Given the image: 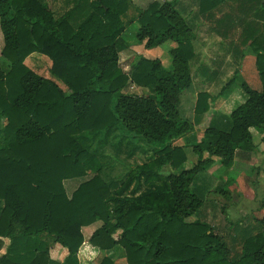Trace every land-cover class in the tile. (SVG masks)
Segmentation results:
<instances>
[{"label": "trees", "instance_id": "16d2710c", "mask_svg": "<svg viewBox=\"0 0 264 264\" xmlns=\"http://www.w3.org/2000/svg\"><path fill=\"white\" fill-rule=\"evenodd\" d=\"M64 3L61 12L48 0H0V250L9 240L0 264H78L82 228L95 222L100 225L88 242L100 253L120 246L127 264H264V216L239 225L238 251L209 222L188 220L204 204L203 191L194 187L199 173L216 157L228 167L236 150L256 151L252 129L264 132V43L252 21L238 43L255 52L261 88L243 81L244 101L228 114L213 113L197 141L175 143L194 122L179 111L181 93L193 81V21L200 18L221 33L243 24L242 14L264 25V0H150L145 7H134L133 0ZM133 21L146 49L174 43L169 67L159 57L139 56L129 72L122 69L119 52L129 46L122 33ZM226 47L235 58L242 56L237 47ZM35 52L51 60L50 73L67 91L25 64ZM129 83L148 92L126 93ZM214 98L197 93L194 123ZM110 136L117 144L125 139L128 154L137 147L129 139L142 141L151 154L122 179L107 181L97 147ZM190 152L195 159L184 167ZM70 178L83 180L69 195L64 180ZM56 243L67 249L63 263L50 257ZM94 264L114 260L104 254Z\"/></svg>", "mask_w": 264, "mask_h": 264}, {"label": "rangeland", "instance_id": "374dc122", "mask_svg": "<svg viewBox=\"0 0 264 264\" xmlns=\"http://www.w3.org/2000/svg\"><path fill=\"white\" fill-rule=\"evenodd\" d=\"M53 4L56 10L63 11L66 7L64 0H48ZM150 0H133L134 7H145ZM190 0H187L189 3ZM184 3V2H183ZM186 4V3H184ZM229 3L221 6V11L218 10L217 14H222L229 10ZM191 5H187L185 13L188 12V8ZM135 9L129 10V14H134ZM186 13V16H189ZM220 16V15H219ZM217 16V17H219ZM238 16V15H237ZM243 24H236L234 27L231 38L222 35L220 30H214L209 27V23L202 19H195L193 21V29L197 34V38L193 41V47L196 57L191 61V74L193 75V81L191 85L185 89L180 96L179 111L181 116L193 120L194 118V103L197 93L199 91H208L210 94L215 95L214 100L210 104V109L204 113L198 123H194L190 132L183 137L179 138L175 143L186 144L197 141L208 123L213 113L228 114L245 98L240 84L245 81L252 88L260 89L261 83L258 77V73L255 67V52L251 47L246 46L244 49L239 44V32L247 26L248 22L256 24V32L263 39L264 43V25L259 23L251 15L242 14ZM259 23V24H258ZM138 22L133 21L125 28L122 33V37L126 42H129V46L124 48L119 53V65L126 72L132 66V63L139 57L145 56L148 58L159 57L165 66H170V55L168 50L174 45L172 41H166L165 43L155 46L151 49H146L143 43H140L136 37V31L138 29ZM231 34V33H230ZM213 35L217 36L214 38ZM220 39V40H219ZM236 42L237 50L242 53V56L237 55L235 58L231 55V52L227 50L228 44ZM3 45L2 34L0 30V50ZM230 54L229 56H226ZM4 58L0 55V62ZM25 64L34 70L36 73L53 79L57 85L63 90L67 91L65 84L59 79L52 76L50 73L51 60L40 53H32L25 58ZM201 63V64H200ZM203 63V64H202ZM205 65L207 72L197 71L198 66ZM233 77V83L225 89L219 96L217 93L229 78ZM126 93H138L144 94L148 90L143 87H138L132 83H129L124 89ZM255 143L263 142L259 140L264 132H258L253 130ZM136 142V149L132 154H128L131 150V145L122 140L120 144H117V140L113 137H109L106 143H101L97 147L98 160L103 164L102 176L105 180H118L122 179L128 169L136 164H139L147 159L151 154L150 148L142 141ZM116 143V146L114 145ZM97 140L92 141V145H96ZM245 156H239L234 158L233 163L226 167L221 164L218 157L214 163L205 171H201L195 180V189L199 187L203 191L204 204L200 208L188 217V220H205L209 222L216 232L222 233L232 250H239L240 243L238 242L239 225L244 226L247 224H253L256 219L264 216V149L253 151L239 150ZM190 152L189 160L183 165L189 167L192 163V159H195ZM248 154V155H246ZM169 169L165 168L164 172ZM94 172H90L88 176H91ZM83 180V178H70L64 180V186L67 194H71L77 185ZM0 204H2L0 202ZM239 222H242L239 224ZM100 225V222H95L82 228L84 235V242L79 247L76 254L78 264H94L98 262L102 255H108L114 260V264H127L125 261L124 250L120 246H115L111 250L100 253L99 249L91 245L88 242V237L92 231ZM118 231L114 236H117ZM235 235V236H234ZM236 237L235 240L233 238ZM8 239L4 238V247L0 250V253L4 252L5 246L8 244ZM61 245L53 244L49 248L50 257L58 262H65L67 258V249L65 253L62 252ZM60 250V252H59ZM63 256L59 257V254ZM58 255V256H57Z\"/></svg>", "mask_w": 264, "mask_h": 264}, {"label": "crops", "instance_id": "0c3cea01", "mask_svg": "<svg viewBox=\"0 0 264 264\" xmlns=\"http://www.w3.org/2000/svg\"><path fill=\"white\" fill-rule=\"evenodd\" d=\"M182 2H186L187 3V0H181ZM220 14L218 13L217 14V16H219ZM233 30H235V29H233ZM233 30H232V32H233ZM227 32V31H226ZM225 31H222V35H226L228 38H231V36H233L232 35V32H227L226 33ZM194 33H195V30H194ZM231 33V34H230ZM239 34H240V32H239ZM215 35H213V42L212 43H214V38L215 37H217V36H215ZM198 36H197V34L195 33V39L197 38ZM220 40V39H219ZM227 41L229 40V39H226ZM230 45H231V47H236V42H231L230 43ZM243 48L245 49L246 48V46H243ZM236 49V48H235ZM120 53V52H119ZM226 56H229L230 57V54H228V55H226ZM153 58V57H152ZM245 98H246V96H245ZM244 98V99H245ZM244 99H243V101H244ZM252 132H253V129H252ZM253 137H254V133H253ZM261 138H262V136L259 138V140H261ZM262 143L263 142H260V143H257V149H259V150H263L264 149V146L262 145ZM251 153V152H250ZM239 154L241 155V156H245L242 152H239V150H236L235 151V157L237 158L238 156H239ZM246 155H248V154H246ZM234 157V158H235ZM61 249H62V252L63 253H65V249L63 248V247H61ZM95 249H96V247H95ZM59 252H60V250H59ZM62 252H61V254H59V257L60 256H63V254H62ZM58 256V255H57Z\"/></svg>", "mask_w": 264, "mask_h": 264}]
</instances>
